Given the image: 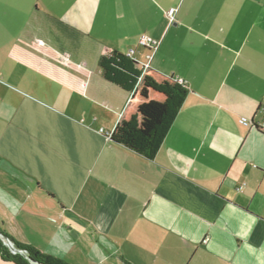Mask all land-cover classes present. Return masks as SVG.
Here are the masks:
<instances>
[{"label": "crops", "instance_id": "crops-1", "mask_svg": "<svg viewBox=\"0 0 264 264\" xmlns=\"http://www.w3.org/2000/svg\"><path fill=\"white\" fill-rule=\"evenodd\" d=\"M114 50L187 88L153 158L110 139ZM0 233L68 264H264V0H0Z\"/></svg>", "mask_w": 264, "mask_h": 264}, {"label": "trees", "instance_id": "trees-1", "mask_svg": "<svg viewBox=\"0 0 264 264\" xmlns=\"http://www.w3.org/2000/svg\"><path fill=\"white\" fill-rule=\"evenodd\" d=\"M98 65L105 80L130 93L110 139L153 158L182 107L187 88L151 67H140L130 55L115 50L102 55ZM16 247L27 250L31 259L44 264H68L38 250H28L18 244ZM0 250L16 264H31L22 254H12L2 241Z\"/></svg>", "mask_w": 264, "mask_h": 264}, {"label": "built area", "instance_id": "built-area-1", "mask_svg": "<svg viewBox=\"0 0 264 264\" xmlns=\"http://www.w3.org/2000/svg\"><path fill=\"white\" fill-rule=\"evenodd\" d=\"M174 13H175V8H171L168 11V16H169L170 20H172V21L174 20ZM139 42H140V44L143 47L149 49V53L147 54L146 57H147L148 60H150L152 58L153 53L155 52V50L158 47V44H159L158 40H156V39H154V38H152V37H150L148 35H142L140 37V41ZM132 53H133V51H130L129 55L131 56ZM147 67H148V65H146V67H144V68H147ZM243 120L247 121L246 118H243ZM4 243L7 245V241L5 239H4ZM32 264H38V263L36 262V263H32Z\"/></svg>", "mask_w": 264, "mask_h": 264}, {"label": "water", "instance_id": "water-1", "mask_svg": "<svg viewBox=\"0 0 264 264\" xmlns=\"http://www.w3.org/2000/svg\"><path fill=\"white\" fill-rule=\"evenodd\" d=\"M0 235L3 237V239H5L7 241V246L10 248L11 251H13L14 253H20L22 254L23 256H25L30 263H36L35 260L31 259L24 250L16 247V245L14 244V242H12L10 240V238H8V236L0 233Z\"/></svg>", "mask_w": 264, "mask_h": 264}, {"label": "rangeland", "instance_id": "rangeland-1", "mask_svg": "<svg viewBox=\"0 0 264 264\" xmlns=\"http://www.w3.org/2000/svg\"><path fill=\"white\" fill-rule=\"evenodd\" d=\"M35 262H37L38 264H44V263H41V262H38V261H35Z\"/></svg>", "mask_w": 264, "mask_h": 264}]
</instances>
